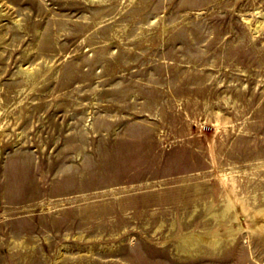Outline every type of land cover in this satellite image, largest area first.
Here are the masks:
<instances>
[{"label":"rangeland","instance_id":"obj_1","mask_svg":"<svg viewBox=\"0 0 264 264\" xmlns=\"http://www.w3.org/2000/svg\"><path fill=\"white\" fill-rule=\"evenodd\" d=\"M0 264H264V0H0Z\"/></svg>","mask_w":264,"mask_h":264},{"label":"bare ground","instance_id":"obj_2","mask_svg":"<svg viewBox=\"0 0 264 264\" xmlns=\"http://www.w3.org/2000/svg\"><path fill=\"white\" fill-rule=\"evenodd\" d=\"M220 179H221L224 189H226L227 191L226 201L223 202L224 208L222 211V215H223L222 218L225 216L226 214L225 212L234 208L237 211V215L244 216V217L248 216L251 220L254 221L253 227L250 226L251 228L254 229L253 231H255V229L257 230L262 229L263 228V217L262 216L258 217L260 211L259 210L250 211L248 206L244 202L243 198L239 197L235 193L233 187L228 182H226L223 177L220 176Z\"/></svg>","mask_w":264,"mask_h":264}]
</instances>
